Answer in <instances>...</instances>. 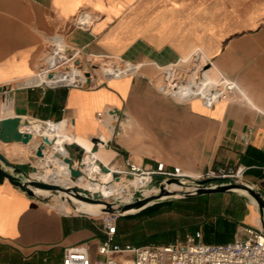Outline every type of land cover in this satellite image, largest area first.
Segmentation results:
<instances>
[{
	"label": "crops",
	"instance_id": "0c3cea01",
	"mask_svg": "<svg viewBox=\"0 0 264 264\" xmlns=\"http://www.w3.org/2000/svg\"><path fill=\"white\" fill-rule=\"evenodd\" d=\"M83 12L92 16L87 26L74 21ZM52 38L67 52L79 50L74 60L95 86L24 83L43 64ZM195 50L235 80L250 102L235 94L207 106L161 93L165 65ZM93 57L123 63L96 65ZM102 63L138 67L106 76ZM1 87L0 119L61 124L72 135L66 142L73 160L79 159V136L98 138L84 155L91 149L112 169L125 168L127 158L145 168L164 162L191 175L241 165L244 182L264 197V0H0ZM114 108L120 114L110 113ZM39 141H0L6 147L0 151L28 173L44 158L35 155ZM40 195H28L0 174V262L62 264L64 249L80 244L97 257L104 238L100 217L63 212ZM243 199V212L231 218L235 230L260 224L257 206Z\"/></svg>",
	"mask_w": 264,
	"mask_h": 264
},
{
	"label": "built area",
	"instance_id": "2783aa9c",
	"mask_svg": "<svg viewBox=\"0 0 264 264\" xmlns=\"http://www.w3.org/2000/svg\"><path fill=\"white\" fill-rule=\"evenodd\" d=\"M91 19L92 16L88 12H83L74 21L81 26H87ZM61 45L55 42L49 44L47 54L43 64L37 70V74L54 76L55 73H61L63 79L51 83L43 81L34 84L66 87L95 86L96 84L90 78L89 73L84 72L81 64L74 60L79 50L74 49L67 52L64 45ZM92 63L98 65L94 61ZM211 66L212 61L205 58L200 50H195L190 56L165 65L167 77L157 84V89L164 95L179 101L199 98L207 106H212L219 100L232 99L235 94L250 102L246 93L235 80L222 73L212 76L209 72ZM137 67L136 64L131 63L130 66L115 68L105 75L118 76ZM102 114L103 112L97 113L98 116ZM24 120L23 125L34 123L39 127L48 126L50 122V120L30 118H24ZM21 130L31 134L29 129L21 128ZM247 133L249 134L251 131ZM33 135L40 140L39 143L41 144L43 134L37 132ZM50 141L51 146L53 142ZM248 141V136L243 139L244 143ZM89 153L92 156L94 151L92 152L90 149ZM93 161L96 163V174H98L103 170L102 166L105 164L95 157ZM74 165L79 168V163L75 162ZM125 165L126 167L123 169L109 167L104 180L98 177L91 178L104 185L114 183L116 179L124 183V180L131 178L137 182L131 187L127 186L126 183V187L122 191L120 189L114 190L112 194L108 195V198L112 197V200L125 202V198H128V201H133L138 196H136L137 193L145 196L143 191L146 189L157 192L159 185L171 177L186 182L206 180L209 184H225L242 181L245 171L241 165L235 167L213 165L201 174L191 175L185 173L179 166H167L164 162H157L154 167L145 168L128 158L125 160ZM113 172L116 173V176H112ZM156 175L161 176L159 181L155 179ZM99 215L104 238L97 246L98 256L93 259L85 245H75L64 249L62 264H264V229L261 218L257 227L240 226L236 230L234 239L227 242H204L202 240L203 233L196 230L194 233L188 234L184 241L136 246L130 243L120 245L114 241L119 217L117 214L103 212ZM113 255H119L120 260L119 257ZM0 264L10 263L5 261L0 262Z\"/></svg>",
	"mask_w": 264,
	"mask_h": 264
},
{
	"label": "rangeland",
	"instance_id": "374dc122",
	"mask_svg": "<svg viewBox=\"0 0 264 264\" xmlns=\"http://www.w3.org/2000/svg\"><path fill=\"white\" fill-rule=\"evenodd\" d=\"M258 1V0H253ZM94 62L98 64L101 61H109L111 63L122 64L123 62L117 59L103 58V57H93ZM212 76H215L219 73V70L213 69L210 72ZM31 134L37 133L30 131ZM35 139H31L29 143H25L27 146L34 144ZM67 141V140H66ZM65 141V142H66ZM2 148L5 145L0 143ZM68 151V156H70L69 151L70 145L68 146L67 142L64 143ZM39 145L37 146V148ZM36 148V149H37ZM81 148V149H80ZM79 159L75 160L76 163H79L84 155V150L80 147ZM9 153V150H5ZM11 152V151H10ZM71 157V156H70ZM40 161H34V166L30 167V170L27 174L32 177L46 179L45 176H37L32 174L39 170L38 164ZM83 175L91 180L98 182L97 180H92V177H96L95 174L89 173ZM241 182H244L242 179ZM124 183H127V186L133 185L132 179L124 180ZM245 183V182H244ZM121 185V182L116 180V185L114 190L118 189ZM77 187V186H74ZM81 192L85 194L93 195V197H102L104 199L112 200V197L108 198V194L92 190H88L82 187H77ZM145 191V190H144ZM143 191V192H144ZM119 192V191H118ZM55 194L57 196H55ZM58 192L50 193L48 195H40L45 200L55 207H59V199L61 196ZM140 195L139 193L136 194ZM165 196V195H164ZM202 196V197H201ZM248 198L251 199L249 195ZM247 198L241 192H222V193H211L206 195H191L186 197H172L161 200L157 203L158 205H149V209L130 216H119L117 220V236L115 237V242L120 245H125L130 243L132 245H143V244H167L177 242L178 240L184 241L188 234L194 233L196 230H200L203 233L202 240L206 242L205 237H209L207 242L210 243H222L223 240L214 236V233L209 231V229H218L221 228V219H227L228 221L234 222L231 219L234 215L237 217L244 210V202ZM131 202V201H130ZM156 204V203H154ZM61 210V209H60ZM63 212H73L67 208H62ZM98 213V214H96ZM102 211H91L92 216L100 217ZM243 226V225H242ZM240 227V226H239ZM237 227V229L239 228ZM236 229V230H237ZM215 230V231H216ZM236 230L230 238L231 241L235 237ZM114 257H119V255H113ZM129 257V256H127ZM96 258V257H95ZM120 260V257H119Z\"/></svg>",
	"mask_w": 264,
	"mask_h": 264
},
{
	"label": "water",
	"instance_id": "95a60500",
	"mask_svg": "<svg viewBox=\"0 0 264 264\" xmlns=\"http://www.w3.org/2000/svg\"><path fill=\"white\" fill-rule=\"evenodd\" d=\"M2 87L0 88V90ZM110 113L113 114H120V111L117 108L111 109ZM25 122L24 118L14 115V116H6L0 119V141L2 142H22V143H29L31 139H35L34 135L28 134L27 132H24L21 130V125H23ZM68 122H72V120H68ZM41 144L39 147L35 150L36 156H43L44 150H48L51 144V141L48 137L42 136L41 137ZM99 140L98 138H94L92 140H89L91 143H96V141ZM63 160L65 163H67L70 175L73 178H76L81 175V167H82V160L79 162V168L75 167L74 163L75 160H73L70 156L63 157ZM4 166L9 167L10 170H6ZM102 169L104 171H108L109 167L106 165L102 166ZM0 174L4 176L10 183H12L14 186H17L24 190L28 195H35L37 194L35 192L36 188L41 189H47L51 193L58 192L59 194L64 193H70L76 198L89 202V203H95V204H101L102 205V213H113L117 214L118 216H130L134 215L147 206L157 203L161 200L172 198V197H186L191 195H205V194H211V193H222V192H236L233 189L234 188H240L246 191L247 194H244L246 197L249 195L254 199V204L257 206L260 217L262 220V226L264 229V197L262 194L253 186L238 181V182H231V183H217V184H209L206 182V180H197L192 182H186L179 180L177 178L171 177L165 179L163 183L159 185V190L152 194V196H141L138 195L133 201L131 202H120L118 200H105L101 197H93L90 194H85L81 192L77 187H64L60 186L58 184L46 182L44 180L36 179L31 177L29 174H27L21 166L11 161L7 156H5L0 151ZM112 176H116V173L113 172ZM155 179L159 181L161 179L160 175H156ZM168 183H177L180 186H187L189 190L180 191L173 196H168L167 198H160L163 195L168 194V190L166 189V185ZM250 199V198H249ZM251 200V199H250ZM151 201L150 204L148 202ZM129 209H136L134 212H127L124 211ZM82 213V212H78Z\"/></svg>",
	"mask_w": 264,
	"mask_h": 264
},
{
	"label": "bare ground",
	"instance_id": "6f19581e",
	"mask_svg": "<svg viewBox=\"0 0 264 264\" xmlns=\"http://www.w3.org/2000/svg\"><path fill=\"white\" fill-rule=\"evenodd\" d=\"M53 42L59 45L63 44L60 38L53 39L51 43ZM115 68L117 67L110 66L106 63L101 64V69L104 73H110ZM213 69L214 68L211 66V68L209 69V72H212ZM62 79L63 77L61 73H55L54 76L53 75L46 76L43 74H37V71H36L30 77L26 78L24 83L31 84V83H40L43 81L51 83V82L60 81ZM62 123L66 124V122H62ZM21 128L29 129V131L41 132L43 136L48 137L49 140H52L53 142L52 145L49 147V149L46 150V153H44V158L40 160V163L38 164L39 170L37 172H33L32 174H35L37 176H45L46 179L50 181V183L58 184L60 186H64L68 188L77 186V187H82L88 190H92L93 192L95 191L102 192L103 195L108 194V193L110 194L114 191L116 182L108 184V185H104L100 182L91 181L83 175V173L84 174L93 173L99 179L101 180L105 179L107 171L102 170L100 173L96 174V167H95L96 163L93 161V158L94 157L97 158L98 156L96 153H94L92 156L89 153L83 155V158H82L83 164L81 167L82 174L80 176L73 178L70 175L69 167L67 163L64 162L63 157L68 156V151L66 147L64 146V142L72 138V135L68 131V129L61 126V124L49 122L48 126L39 127L38 125L32 123V124L21 125ZM75 139H76V142L82 147L83 150L91 145V142L87 138L77 136ZM36 179H39V178H36ZM40 180L46 181L45 179H40ZM120 182H121V185L119 189L120 191H122L123 188L126 187L125 186L126 183H123V181H120ZM132 183L137 184L135 180H132ZM166 189L168 190V194H166L165 196L163 195L160 198H167L168 196H173L174 194L180 191L189 190L187 186H180L177 183H168L166 185ZM233 190L236 192L247 194L245 190L240 189V188H234ZM35 192L38 194H42V195H48L51 193L49 190L41 189V188H36ZM143 193L145 196L149 197V196H152V194L156 193V191L152 192V190L146 189ZM59 196L61 197L59 199L60 204L58 208L61 210L62 208H67L68 210H71V211L73 210L74 212H77V213L82 212V213L89 214V215H93V214H90L91 211H102L101 204L89 203V202L80 200L70 193L62 192L60 193ZM125 199H126L125 202H130L127 200L128 198H125ZM105 200H108V199H105ZM251 202L252 203L255 202L252 197H251ZM150 203L151 201L148 202V204ZM135 210L136 209H129L124 212L125 213L134 212Z\"/></svg>",
	"mask_w": 264,
	"mask_h": 264
},
{
	"label": "trees",
	"instance_id": "16d2710c",
	"mask_svg": "<svg viewBox=\"0 0 264 264\" xmlns=\"http://www.w3.org/2000/svg\"><path fill=\"white\" fill-rule=\"evenodd\" d=\"M206 195V194H205ZM159 203H156V204H153V205H158ZM149 207L151 206H147L146 208H144L143 210H141L140 212L142 211H145L147 209H149ZM138 212V213H140ZM137 214V213H136ZM135 215V214H134ZM221 223L219 225H221V228H218L217 230L216 229H209V231L213 232L214 233V236L219 238V239H222L223 242H227L228 240H230V238L232 237L234 231H235V226H236V223L235 222H231V221H228L227 219H221ZM216 230V231H215ZM208 238L209 237H205V239L208 241ZM206 241V242H207ZM209 243V242H208Z\"/></svg>",
	"mask_w": 264,
	"mask_h": 264
}]
</instances>
